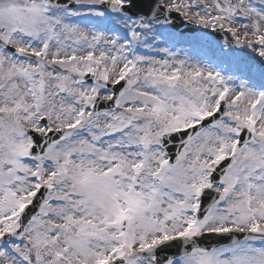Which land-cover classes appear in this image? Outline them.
Returning a JSON list of instances; mask_svg holds the SVG:
<instances>
[{"label":"snow or ice","instance_id":"1","mask_svg":"<svg viewBox=\"0 0 264 264\" xmlns=\"http://www.w3.org/2000/svg\"><path fill=\"white\" fill-rule=\"evenodd\" d=\"M0 264H264V0H0Z\"/></svg>","mask_w":264,"mask_h":264},{"label":"water","instance_id":"2","mask_svg":"<svg viewBox=\"0 0 264 264\" xmlns=\"http://www.w3.org/2000/svg\"><path fill=\"white\" fill-rule=\"evenodd\" d=\"M177 30L179 31L185 30V26H183L182 22L180 21L177 22Z\"/></svg>","mask_w":264,"mask_h":264},{"label":"rangeland","instance_id":"3","mask_svg":"<svg viewBox=\"0 0 264 264\" xmlns=\"http://www.w3.org/2000/svg\"><path fill=\"white\" fill-rule=\"evenodd\" d=\"M198 51L199 50H197L196 52L195 51H193V52H189L191 55H193V56H196L197 54H198Z\"/></svg>","mask_w":264,"mask_h":264}]
</instances>
